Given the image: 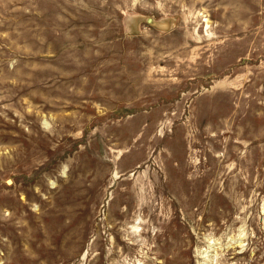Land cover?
<instances>
[{
    "label": "rangeland",
    "instance_id": "1",
    "mask_svg": "<svg viewBox=\"0 0 264 264\" xmlns=\"http://www.w3.org/2000/svg\"><path fill=\"white\" fill-rule=\"evenodd\" d=\"M0 264H264V0H0Z\"/></svg>",
    "mask_w": 264,
    "mask_h": 264
}]
</instances>
